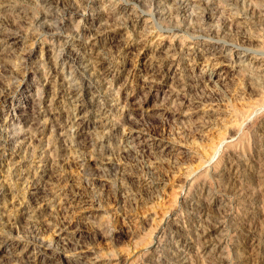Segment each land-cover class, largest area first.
Returning <instances> with one entry per match:
<instances>
[{
  "label": "rangeland",
  "instance_id": "rangeland-1",
  "mask_svg": "<svg viewBox=\"0 0 264 264\" xmlns=\"http://www.w3.org/2000/svg\"><path fill=\"white\" fill-rule=\"evenodd\" d=\"M181 1L0 0V264H264V16Z\"/></svg>",
  "mask_w": 264,
  "mask_h": 264
},
{
  "label": "bare ground",
  "instance_id": "bare-ground-1",
  "mask_svg": "<svg viewBox=\"0 0 264 264\" xmlns=\"http://www.w3.org/2000/svg\"><path fill=\"white\" fill-rule=\"evenodd\" d=\"M187 0H182L181 1V3L183 4L184 2H186ZM194 1V0H193ZM211 0H203V3H204V14H202L203 15V19L205 18H207L208 17V15H209V13H210V10H212L213 11V9H216V10H221V9H219V7L218 6H214L213 5V3H211L210 2ZM216 1V0H215ZM224 1V3H227V4H234V3H240V2H238V0H223ZM222 1V2H223ZM239 1H241L242 2V5H243V14H244V18H249V19H252L253 20V18L256 16V15H263L264 16V0H260L259 2H256V1H254V0H239ZM202 2V1H201ZM158 3V2H157ZM188 2H186V3H184L185 4V6L187 5L188 6V4H187ZM215 3V2H214ZM218 3V2H217ZM201 4V3H200ZM226 4V5H227ZM232 4V5H233ZM236 4V5H237ZM65 5V4H64ZM181 5V4H180ZM203 5V4H202ZM159 6V5H158ZM157 6V7H158ZM192 6V5H191ZM220 6H222V3H221V5ZM229 6V5H228ZM70 7V6H69ZM224 7V6H223ZM241 7V6H240ZM76 8V7H75ZM155 8V7H154ZM175 8V7H174ZM177 8H178V6H177ZM180 8V7H179ZM182 8V7H181ZM227 8V7H226ZM158 9V8H157ZM183 9V8H182ZM185 9H186V7H185ZM152 10V9H151ZM156 10V9H155ZM176 10V9H175ZM232 10V9H231ZM79 11V10H78ZM158 11V10H157ZM160 11V10H159ZM164 11V10H163ZM182 11V10H181ZM215 11V10H214ZM234 11H235V9H234ZM237 11V10H236ZM47 12V11H46ZM152 12V11H151ZM164 13V12H163ZM166 13V12H165ZM175 13V12H174ZM202 13V12H201ZM200 13V14H201ZM237 13V12H236ZM52 14V13H51ZM179 14H180V12H179ZM183 14V13H182ZM194 14V13H193ZM55 15V14H54ZM155 15H158V13L157 14H155ZM173 15V14H172ZM201 15V16H202ZM235 15V14H234ZM135 16V15H134ZM163 16V15H162ZM170 16V15H169ZM50 17H51V15L49 14V13H45V12H43L41 15H39L38 16V18H36L37 19V21H40L39 22V27L41 28V30H42V32H44L45 31V33L46 32H48V30H50V23H48L47 22V20L48 19H50ZM124 17V16H123ZM128 17V16H127ZM166 17H167V15H166ZM174 17V16H173ZM133 16L132 17H128L127 18V22H132V20H133ZM239 18V17H238ZM136 19V18H135ZM167 19V18H166ZM175 19V18H174ZM183 20V19H182ZM52 21V20H51ZM228 21V20H227ZM53 22V21H52ZM241 22V21H240ZM250 22V21H249ZM206 23H208V22H206ZM223 23H224V26L226 27L227 25H228V23L229 22H226V20L225 21H223ZM243 23H244V21H243ZM247 24V23H246ZM261 24V23H260ZM57 25H58V23H57ZM131 25V24H130ZM181 24H176V26L177 27H179V29L181 28V26H180ZM192 25V24H191ZM204 25V24H203ZM195 26V25H194ZM223 26V24L221 25V27ZM198 27V26H197ZM220 27V28H221ZM240 27V26H239ZM69 28V27H68ZM184 28V27H183ZM182 28V29H183ZM220 28L219 29H217V31L218 30H220ZM53 29V28H52ZM202 29V28H201ZM208 32H215L216 30V28L214 27V26H212V25H210L209 27H206L205 28ZM204 29V30H205ZM225 29V28H224ZM228 29V28H227ZM66 30V29H65ZM171 30V29H170ZM203 30V29H202ZM70 31V30H69ZM183 31V30H182ZM205 32V31H204ZM239 32V31H238ZM237 32V33H238ZM241 32H243V30L241 31ZM246 31H244L243 33H245ZM44 33V34H45ZM57 34V33H56ZM207 34H209V33H207ZM246 34V33H245ZM73 35V34H72ZM235 35V34H234ZM248 35V34H247ZM221 36H222V34H221ZM244 36H246V35H244ZM76 37V36H75ZM223 37V36H222ZM247 37V36H246ZM239 38V37H238ZM241 38V37H240ZM239 38V39H240ZM244 39H246V38H244ZM248 39V38H247ZM87 40V39H86ZM238 40V39H237ZM245 41V40H244ZM79 43V42H78ZM78 45V44H77ZM80 45H81V43H80ZM235 45V44H234ZM233 45V46H234ZM240 45V44H239ZM243 46V44L241 45V47ZM66 47V46H65ZM229 47H231V46H229ZM253 48V47H252ZM66 50V49H65ZM64 50V51H65ZM226 50H228V48H226L225 46H223L222 47V50L220 51V52H226ZM246 50V49H245ZM247 50H248V48H247ZM60 51V50H59ZM58 51V52H59ZM168 51V50H167ZM230 52H229V54H231V56H235L240 62L241 61H248V62H253V60H250V58H249V56H247L246 55V53H245V51H240V46H237V47H235V48H230V50H229ZM255 51V50H254ZM61 52H62V50H61ZM241 52H243L242 54H241ZM199 53V52H198ZM262 53V52H261ZM27 55H28V53H26ZM171 54V53H170ZM189 54H193V56L195 57L196 55H197V53H196V51L193 49V50H191L190 52H189ZM221 54V53H220ZM61 55V54H60ZM60 55H59V57H60ZM173 55V54H172ZM26 56V55H25ZM58 57V56H57ZM25 58V57H24ZM26 58H27V56H26ZM62 59H64V62H70V63H74L76 60H78V59H82V58H79V56H78V52H77V50L75 49H73V48H70V49H68L67 50V53L66 54H63L62 55V57H61ZM171 58V57H170ZM235 58V59H236ZM23 59V58H22ZM49 59V58H48ZM233 59V58H232ZM255 59V58H254ZM27 60V59H26ZM79 61V60H78ZM69 63V64H70ZM68 64V65H69ZM70 66V65H69ZM246 66V65H245ZM68 67V66H67ZM77 67V66H76ZM212 67H214V66H212ZM244 67V66H243ZM248 66H246V68H247ZM251 67V66H250ZM254 67H256V65L254 66ZM82 69H84V68H82ZM85 71H86V68L84 69ZM247 70H249V69H247ZM255 70V69H254ZM75 71V70H74ZM256 71V70H255ZM69 72H70V70H69ZM71 72H72V70H71ZM250 72V75L253 73V72H251V71H249ZM254 73H256V72H254ZM72 76H73V78H72V82L74 83V84H72V85H74V86H70V87H67V89H64V92H65V90H66V92L68 93V95H71L73 92L74 93H76L77 91L79 92V94H81V95H83V94H85V93H87V92H89V90L91 89V87H92V89H93V85H94V83H92L91 81H90V79H89V81L86 79V74L85 73H83L82 74V71H80V70H78V68H77V70L75 71V74H71ZM70 75V76H71ZM248 75H249V73H248ZM249 75V76H250ZM253 75V74H252ZM260 75V74H259ZM69 76V77H70ZM254 76V75H253ZM98 77V76H97ZM153 77V76H152ZM255 77H257L256 75H255ZM254 78V77H253ZM254 79H256V78H254ZM70 81V80H69ZM259 81V80H258ZM70 83V82H69ZM259 85H260V83H259ZM260 86H262V85H260ZM2 85H1V87H0V91L2 90ZM100 87V86H99ZM7 89H9V88H7ZM91 89V90H92ZM90 90V91H91ZM5 91V88L2 90V92H1V94L3 93V95H5V93H7V92H4ZM11 92V91H10ZM91 93V92H90ZM92 94H93V92H92ZM94 95V94H93ZM93 95H91V97L88 99V102L91 104V105H94V98H93ZM6 96V95H5ZM4 96V97H5ZM83 96H85V95H83ZM77 98V97H76ZM87 98V97H86ZM97 103V102H96ZM102 103V102H101ZM104 103V102H103ZM100 104V103H99ZM98 104V105H99ZM96 105V104H95ZM105 105V104H104ZM102 107H103V105H101V107L99 108L100 110H102ZM264 107V106H263ZM264 109V108H263ZM98 110V109H97ZM99 110V111H100ZM1 131H3L2 129H0ZM3 133V132H2ZM3 143L5 144V142H4V140H3ZM93 179V178H92ZM90 180H91V178H90ZM99 182V181H98ZM94 183H96V181L94 180ZM93 183V184H94ZM97 185V184H96ZM239 191V190H238ZM4 231V230H3ZM33 231V230H32ZM3 233V232H2ZM33 234V233H32ZM3 237V236H2ZM0 238H1V235H0ZM42 239V238H41ZM6 241V238H2V239H0V241ZM12 242L10 243V244H16L17 243V240H11ZM44 241V240H43ZM41 245V244H40ZM40 245H39V247H40ZM44 245H45V243H44ZM47 245V244H46ZM45 245V246H46ZM49 246V245H48ZM42 248V247H41ZM47 250V249H46ZM48 251V250H47ZM42 252H46L45 251V248L43 247L42 248ZM45 254V253H44ZM49 254V253H48ZM51 255V254H50ZM43 259V258H42ZM64 259H66V258H64ZM63 259V260H64ZM70 261H67V263L68 262H73V260L72 259H69ZM66 260H64V262H65ZM74 262H76L75 260H74ZM75 264V263H74Z\"/></svg>",
  "mask_w": 264,
  "mask_h": 264
}]
</instances>
